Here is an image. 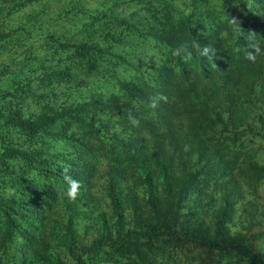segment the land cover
<instances>
[{"label":"rangeland","instance_id":"1","mask_svg":"<svg viewBox=\"0 0 264 264\" xmlns=\"http://www.w3.org/2000/svg\"><path fill=\"white\" fill-rule=\"evenodd\" d=\"M260 1L0 0V264L264 262L263 97L188 91L264 57Z\"/></svg>","mask_w":264,"mask_h":264},{"label":"trees","instance_id":"2","mask_svg":"<svg viewBox=\"0 0 264 264\" xmlns=\"http://www.w3.org/2000/svg\"><path fill=\"white\" fill-rule=\"evenodd\" d=\"M227 5V9L230 8L231 12H232V7H230V3L228 2V0H224ZM256 3L258 4H262L260 0H255ZM230 12V11H229ZM172 13V12H171ZM172 20V19H171ZM178 28H182L180 31L178 32H171L170 30H165L162 32V35H155V38L158 40H161L162 42H166L168 45L173 46L175 48V50H180L183 49L186 52H188L195 61L196 64V68L198 70L203 71L205 68L203 67V65L206 63L205 61H203L204 57H209L213 59V62H215V64L218 65V63L216 62V59L212 56V55H207L205 56L204 50H210V45H206V48H201V45H198V47H196V45L191 44L188 45V41H194L197 42L199 41L196 36L195 33H193L192 31H185L184 28H186V26L183 23H177L176 25ZM185 26V27H183ZM173 27V26H172ZM187 29V28H186ZM196 53H198L197 55H195ZM178 58L181 57V53L180 51L178 52ZM206 60V58H205ZM179 64H181L184 68V77L186 78V80L189 79V67L183 65L182 61H179ZM222 66V65H221ZM196 72V71H194ZM207 77V81H205V83H201L200 85L197 84H192L188 87V91L191 94H195L196 96L199 97V94L202 92L204 94V91L207 94V99L208 98H212L216 101V105L217 108L219 109L218 112H225L228 108L226 106V102L229 100L233 99V95L235 94V92H237V90L239 91V94L242 95L243 99H246V96L244 95L245 93H247L248 91H251V93H256L257 91H260L263 100H264V57L261 59H256L254 58V60L249 59L244 67V69L242 71H239L238 73V77L239 79H237L236 77L230 75V73H227L225 71L222 70V74L218 75V76H206ZM246 81L247 84H249V88L247 87L246 84H244L242 82ZM131 89H134L136 92H139V89H137L135 86H131ZM255 89V90H254ZM175 92H177V94L180 93V90L174 89ZM160 93V92H159ZM143 96H146L145 98H149V94L147 93L146 90H144L142 92ZM247 101V99L245 100ZM193 136V135H192ZM198 136H193V138H197ZM174 140H178V136L177 138L175 137ZM177 143V142H176ZM200 146V145H199ZM168 147V146H167ZM178 148V145H176V149ZM201 148V147H200ZM202 151H200L201 153ZM170 151H167V153H165V155L167 154L168 156H170L171 154H169ZM187 153V152H186ZM187 156H191V153L188 152ZM169 191H172V189H169ZM172 196V195H171ZM162 231H158L155 234L159 237L163 236V237H168V236H175L177 239H186L188 241H192V242H196V243H202L204 245L209 246L210 248H219L221 250H245L244 245L241 243V241H245L244 238H240L237 240H230L228 243L223 244V245H213L210 244L209 241H204L202 239V237L200 236V234L198 233V231H193V230H187L184 232H179L176 231V229H174L172 227V225L168 222H164V225L161 227ZM153 233V232H152ZM129 234L131 235H136L139 237L142 236H146L145 233L142 234H138L137 232L134 231H130ZM120 243V241H118V244ZM101 243H96L95 245H100ZM94 245V246H95ZM251 260L255 263V264H264L262 258L255 256L254 254L250 255ZM144 262L145 259L143 257H141Z\"/></svg>","mask_w":264,"mask_h":264}]
</instances>
